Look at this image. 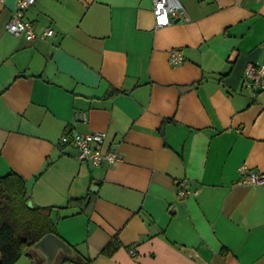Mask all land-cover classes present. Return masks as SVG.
Masks as SVG:
<instances>
[{"label":"crops","instance_id":"0c3cea01","mask_svg":"<svg viewBox=\"0 0 264 264\" xmlns=\"http://www.w3.org/2000/svg\"><path fill=\"white\" fill-rule=\"evenodd\" d=\"M180 1L157 27L154 0H36L25 19L55 31L37 40L8 32L18 0L0 3V178L55 206L74 254L53 264H264V184L239 171L264 172V90L245 79L264 0ZM75 130L106 132L123 159H80L61 141ZM15 264L47 263L33 249Z\"/></svg>","mask_w":264,"mask_h":264},{"label":"built area","instance_id":"2783aa9c","mask_svg":"<svg viewBox=\"0 0 264 264\" xmlns=\"http://www.w3.org/2000/svg\"><path fill=\"white\" fill-rule=\"evenodd\" d=\"M5 0H0L4 3ZM36 0H18L17 7L7 23V30L15 36L24 35L29 40L45 39L53 36L55 31L51 27L37 29L35 25L25 19L26 9L34 4ZM184 7L180 0H154L153 13L157 27L166 26L172 23L173 15L183 12ZM170 61L178 64L184 61V56L180 49H173L170 53ZM249 86L259 90H264V60L259 64H249L246 69L245 77ZM76 119L87 121L86 112L76 113ZM106 138V132L93 131L81 132L78 130L66 132L61 136L63 143L72 144L78 149V157L82 160L89 161L92 165H101L104 162L112 164L123 159L122 154L117 149L103 148ZM241 174L240 181L244 183L263 185L264 172L249 169L245 164L239 167ZM180 196L187 197L194 194L195 191L190 188L188 181L182 180L178 190ZM134 253V250H132Z\"/></svg>","mask_w":264,"mask_h":264},{"label":"trees","instance_id":"16d2710c","mask_svg":"<svg viewBox=\"0 0 264 264\" xmlns=\"http://www.w3.org/2000/svg\"><path fill=\"white\" fill-rule=\"evenodd\" d=\"M30 197L25 179L16 172L0 178V264H15L25 254H31L33 246L48 233L60 236L51 211L55 206L29 207ZM83 198L71 199V203ZM118 244L103 248L106 255H113Z\"/></svg>","mask_w":264,"mask_h":264},{"label":"water","instance_id":"95a60500","mask_svg":"<svg viewBox=\"0 0 264 264\" xmlns=\"http://www.w3.org/2000/svg\"><path fill=\"white\" fill-rule=\"evenodd\" d=\"M28 205L34 208V204L31 200H29ZM33 248L38 250V252L45 257L47 264H53L60 252L69 255L74 254V248L61 236L55 233H48L43 236L34 244Z\"/></svg>","mask_w":264,"mask_h":264}]
</instances>
